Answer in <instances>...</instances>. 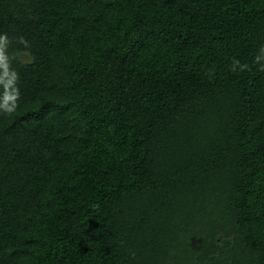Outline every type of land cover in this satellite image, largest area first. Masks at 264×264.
<instances>
[{"label":"trees","instance_id":"trees-1","mask_svg":"<svg viewBox=\"0 0 264 264\" xmlns=\"http://www.w3.org/2000/svg\"><path fill=\"white\" fill-rule=\"evenodd\" d=\"M0 264H264V0H0Z\"/></svg>","mask_w":264,"mask_h":264},{"label":"clouds","instance_id":"clouds-1","mask_svg":"<svg viewBox=\"0 0 264 264\" xmlns=\"http://www.w3.org/2000/svg\"><path fill=\"white\" fill-rule=\"evenodd\" d=\"M9 111H10V109H9Z\"/></svg>","mask_w":264,"mask_h":264}]
</instances>
